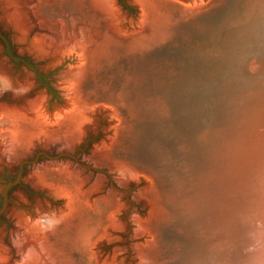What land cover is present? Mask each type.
I'll return each mask as SVG.
<instances>
[{
  "label": "rangeland",
  "instance_id": "rangeland-1",
  "mask_svg": "<svg viewBox=\"0 0 264 264\" xmlns=\"http://www.w3.org/2000/svg\"><path fill=\"white\" fill-rule=\"evenodd\" d=\"M36 1L24 8L31 12ZM115 1L129 26L102 19L87 6L67 4L51 12L55 31L32 15L27 32L20 34L0 8V31L11 52L39 74L11 60L0 40V61L18 78L31 76L29 98L45 93L50 103L61 99L56 86L67 65L63 54L53 60L50 53L34 52L33 47L51 49L43 34L55 36L57 44L72 32L79 48L93 52L90 75L76 85L84 118L55 125L60 141L37 142L14 158L0 153V206L22 160L39 152L75 157L40 155L8 188L0 237L10 263L20 259L14 240L23 229L17 215L38 205L59 209L66 202L70 221L46 241L52 257L39 240L31 241L26 249L35 246L38 257L24 264L222 263L214 227L232 189L226 178L235 164L228 162V151L251 133L254 112L264 103V0H205L195 6L185 0H147L153 12L137 26L136 4ZM193 93H199L197 100ZM23 101L10 91L0 94V103L8 106ZM30 128L31 140L37 139L41 132ZM71 134L73 144L65 139ZM120 164L133 168L135 176ZM40 166L50 172L42 185L30 178ZM61 189L81 194L69 200Z\"/></svg>",
  "mask_w": 264,
  "mask_h": 264
},
{
  "label": "bare ground",
  "instance_id": "bare-ground-1",
  "mask_svg": "<svg viewBox=\"0 0 264 264\" xmlns=\"http://www.w3.org/2000/svg\"><path fill=\"white\" fill-rule=\"evenodd\" d=\"M29 1L34 0H0V8L2 10L4 19L20 34L27 32L24 31L29 27L32 15L38 20V23L42 25V27L45 26L48 27V29L50 28L52 31H55V25L51 23L52 21L50 19L51 12L66 8L67 4L74 6H87L96 12L102 19H113L111 21H116V23L117 21L120 22V26L122 25L126 27L125 24H129L128 22L123 21L124 18H122L120 11L116 7L117 5L115 0H37L32 6L34 9L31 12L24 8L26 3ZM130 1L136 4L139 12L137 13V17L135 16L136 18H134V21L132 20L134 26L141 25L146 21L147 18L151 16L153 7L149 5L150 3L147 0ZM185 1L188 3L187 5L195 6L204 2L205 0ZM121 20L124 23L121 22ZM64 27L65 26L62 25V29ZM72 36V32H70L68 35L70 39H68L66 34L61 39H59V42L57 41V44H54L53 40H55V36H45L43 34L41 37L44 38L45 45H48L46 48L51 49L47 52H44L36 47H33V50L36 54L48 55V53H50L51 57H53V60L54 58L56 59L59 57L61 54L64 55H62L60 58L65 60L67 67L59 77L56 86L61 93V99L58 103H50L45 93H39L35 97L29 98L28 92L33 85L31 76L26 75L23 78H18L13 75L11 69L3 61H0V94L4 91H10L14 96H21L24 100L20 106L13 107L0 103L1 154H6L9 158H14L29 150L37 142L51 143L60 141L61 137L57 133L55 125L59 124V122H62L70 126L76 119L84 118L85 108L78 99L76 85L78 82L90 75V68L93 67L91 66L93 61V52L91 49L85 50L82 47L79 48L78 42H73V40H71ZM38 45L40 48H43L41 43ZM68 52L72 54H68ZM58 60L60 59L58 58ZM31 126L37 127L38 131L41 132V135L35 140H31L30 138ZM42 127L46 129L43 130V132L41 129ZM73 135L74 134L67 136L65 138L66 142L69 144L75 143V136ZM101 147L99 148L100 151L103 150ZM105 157L107 158V154ZM121 170L130 176H135L133 168L122 165ZM54 173L58 174V172ZM47 174H50V172L46 169V167L40 166L34 171L30 178L38 185H42L45 183V179L48 178L46 176ZM68 186L65 185L63 188H67ZM68 191H70L69 187ZM60 193L66 194V191L61 189ZM80 194L81 193L79 190L77 191L73 189L68 195L66 194L65 198L72 200V197L73 199L78 198L80 197ZM152 199L153 198L151 197V200ZM70 217H72V215L67 202L62 208L59 209L45 208L41 205H38L32 211L18 214L16 217L17 223L23 229V232L17 233V238L14 240L16 250L20 253V259L15 261L14 264H24L25 262L33 263L37 260L38 255L36 254L35 246L30 245L26 249V245L31 243V241L37 242L39 240L41 248L50 252L49 257H52L51 247L50 245H46V241L49 236L53 234L54 230L61 227V225L68 223L70 221ZM110 218L112 219L111 215L108 216V219ZM0 264H13L10 263L9 249L3 244L1 237Z\"/></svg>",
  "mask_w": 264,
  "mask_h": 264
},
{
  "label": "water",
  "instance_id": "water-1",
  "mask_svg": "<svg viewBox=\"0 0 264 264\" xmlns=\"http://www.w3.org/2000/svg\"><path fill=\"white\" fill-rule=\"evenodd\" d=\"M0 40L9 58L22 62L39 76L33 64L11 52L9 41L1 31ZM198 96L199 93H193V100H197ZM224 107L228 108V104L225 103ZM253 120L251 133L236 148L228 151L227 160L231 167L234 164L235 167L226 178V181L230 179L232 182V189L225 199L229 205L222 213L218 225L214 227L221 239L220 255L224 256L219 264H264V103L254 112ZM40 155L49 159L62 155L75 158L65 152L56 155L39 152L33 159L22 160L17 176L9 179L3 189L0 216L8 204V188L21 180L24 164H34ZM216 165L222 171L223 164Z\"/></svg>",
  "mask_w": 264,
  "mask_h": 264
},
{
  "label": "flooded vegetation",
  "instance_id": "flooded-vegetation-1",
  "mask_svg": "<svg viewBox=\"0 0 264 264\" xmlns=\"http://www.w3.org/2000/svg\"><path fill=\"white\" fill-rule=\"evenodd\" d=\"M11 59V58H10ZM11 60H13V59H11ZM16 61H18V60H16ZM18 62H20V61H18ZM20 63H22V62H20ZM25 165V164H24ZM8 192V191H7ZM9 199V198H8ZM8 203H9V200H8ZM8 205V204H7Z\"/></svg>",
  "mask_w": 264,
  "mask_h": 264
}]
</instances>
